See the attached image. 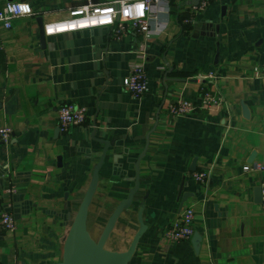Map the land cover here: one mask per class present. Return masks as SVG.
I'll return each instance as SVG.
<instances>
[{"label":"crops","instance_id":"1","mask_svg":"<svg viewBox=\"0 0 264 264\" xmlns=\"http://www.w3.org/2000/svg\"><path fill=\"white\" fill-rule=\"evenodd\" d=\"M23 1L33 14L0 26V127L12 128L10 141L0 140V211L17 224L0 237V264H61L73 213L103 153L99 139L112 144L88 220L93 214L104 224L134 186L135 161L148 141L140 188L107 241L126 250L144 207L147 229L129 264H264V208L255 191L263 175L243 169L253 151V162L264 163V74L254 75L264 72V0H212L190 24L189 1L171 0L169 9L150 12L161 33L128 29L116 39L95 27L44 34V44L39 20L64 19L84 0ZM137 62L148 78L140 98L124 84ZM210 71L215 77L201 82ZM201 85L223 98L221 106L169 114L178 98L200 102ZM65 103L87 107V124L62 133ZM195 157L196 171H208L206 183L190 170ZM180 192L192 193L186 202L195 205L198 252L191 239L167 249L159 239L180 214Z\"/></svg>","mask_w":264,"mask_h":264},{"label":"built area","instance_id":"2","mask_svg":"<svg viewBox=\"0 0 264 264\" xmlns=\"http://www.w3.org/2000/svg\"><path fill=\"white\" fill-rule=\"evenodd\" d=\"M191 4V16L184 19L190 24L193 16L204 11L212 0H200L198 5ZM171 0H109L104 3L94 0H84L79 5L72 6L67 10V17L60 20L50 21L44 26V34L51 36L65 32L91 29L95 27H107L116 39H121L128 29L142 34L161 33L162 27H152L150 12L154 5H160L161 9H169ZM21 5H26L25 9ZM9 6L15 10L9 11ZM33 9L29 2L23 0H7L0 9V26L12 27L14 18L32 15ZM1 42V36H0ZM264 72L254 69V75L259 77ZM215 77L210 71L201 75V82ZM125 89L134 98H140L148 89V78L145 66L142 62L134 63L130 73L124 79ZM200 102L190 99L178 98L168 105V112L173 117H183L201 111H212L216 106H221L223 98L213 93L206 86L201 85ZM89 119L88 109L82 105L73 103L62 104L58 109V123L62 133H67L74 126H84ZM12 128L9 126L0 127V140L8 143L11 139ZM245 171L261 173L260 179L262 207L264 208V163L252 162L244 165ZM194 178L199 183H206L208 171H193ZM195 205L185 203L179 216L159 236L163 248H169L173 243L190 240L196 231L195 229ZM17 229L16 220L13 214L0 211V237L6 233H14Z\"/></svg>","mask_w":264,"mask_h":264},{"label":"water","instance_id":"3","mask_svg":"<svg viewBox=\"0 0 264 264\" xmlns=\"http://www.w3.org/2000/svg\"><path fill=\"white\" fill-rule=\"evenodd\" d=\"M199 1L200 0H192L191 3L198 5ZM39 21H40L41 42L44 44L45 42L44 26L41 20ZM0 107H1V103H0ZM242 108H243L244 116L248 117L249 110L247 106L245 104H242ZM94 135H95V131L93 133V136ZM99 142L104 145L103 153L101 154L99 161L93 168V173L88 188L86 189L84 197L78 207L77 212L75 213V216L72 218L70 229L63 246V257L61 264H129L136 252V248L138 246L141 236L144 234V232L147 229V225L144 222V218H143L144 207H142L138 211V221L140 223V227L136 232V234L134 235L128 248L124 251H115V250H110L106 247V243L110 238L111 233L113 232V229L116 225L118 218L120 217V215L124 210H127L131 207L134 200V196L136 195V193L140 188V162L141 159L146 154V150L148 148V141L145 149L135 161L134 186L131 189H129V193L127 197L119 201L114 211L107 219V222L104 225L99 238L95 239L90 234V231L88 229L89 207L90 204L92 203L93 197L96 193V189L98 186L99 177H100L99 170L104 163V158L108 150V147L112 144V142H109L104 139H99ZM255 156H256V152L253 151L248 159L250 163L253 162ZM196 160L197 158L195 157L191 163L190 166L191 171H196L197 169ZM8 189H9L8 186L4 188V190H8ZM255 191H256L257 199L260 202H262L261 187H258ZM180 194L181 195L179 197V202H180L179 210L181 211L187 199L192 196V193L186 192L182 194L180 192ZM201 241H202L201 233L195 231L191 238V242L195 252L199 251Z\"/></svg>","mask_w":264,"mask_h":264},{"label":"rangeland","instance_id":"4","mask_svg":"<svg viewBox=\"0 0 264 264\" xmlns=\"http://www.w3.org/2000/svg\"><path fill=\"white\" fill-rule=\"evenodd\" d=\"M78 208H76V210L74 211L73 213V216H75V213L77 212ZM98 218V217H97ZM96 219H95V215H91L90 216V219L88 220V229L90 231V234L92 235L93 238L95 239H98L101 232H102V229L105 224L104 222H97L95 223ZM99 225H102V226H99ZM107 248L109 249H112V250H118V249H121L123 246L121 244H116V243H113L112 241L110 242H107L106 244Z\"/></svg>","mask_w":264,"mask_h":264},{"label":"clouds","instance_id":"5","mask_svg":"<svg viewBox=\"0 0 264 264\" xmlns=\"http://www.w3.org/2000/svg\"><path fill=\"white\" fill-rule=\"evenodd\" d=\"M21 8H23V10L25 9V7H27L26 5H21ZM15 9L12 6H9V11H14Z\"/></svg>","mask_w":264,"mask_h":264}]
</instances>
